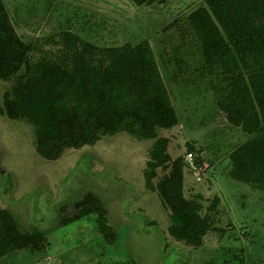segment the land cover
<instances>
[{
	"label": "rangeland",
	"instance_id": "1",
	"mask_svg": "<svg viewBox=\"0 0 264 264\" xmlns=\"http://www.w3.org/2000/svg\"><path fill=\"white\" fill-rule=\"evenodd\" d=\"M3 2L19 36L41 49L60 47L65 31L97 46L148 40L178 115V124L158 129V135L168 137L171 158L181 155L186 163L183 193L187 198L200 195L203 209L213 196L219 202L213 228L199 246L178 242L167 232V208L145 184L151 140L123 131L105 134L92 145L45 160L35 150L32 125L0 113V207H8L22 227L44 233L39 249L12 252L0 264H236L233 255L238 254L239 264H264V190L229 175L228 153L246 133L227 122L207 86L169 77L176 66L173 57L178 63L191 52L185 61L195 65L187 41L175 54L173 49L180 44L177 26L203 0L149 5L130 0ZM9 85L0 80V105ZM195 157L201 159L199 166ZM164 172L157 169L153 181ZM87 191L103 201L113 241L100 233L96 213L73 218L79 213L75 202Z\"/></svg>",
	"mask_w": 264,
	"mask_h": 264
},
{
	"label": "trees",
	"instance_id": "2",
	"mask_svg": "<svg viewBox=\"0 0 264 264\" xmlns=\"http://www.w3.org/2000/svg\"><path fill=\"white\" fill-rule=\"evenodd\" d=\"M130 1L149 5L156 0ZM177 29L180 44L174 54L187 41L196 62L185 61L191 52L178 63L172 56L176 66L169 77L211 90L227 122L247 135L228 153L229 175L264 190V0H203ZM57 44L54 50L41 49L24 41L0 0V80L10 82L2 92L0 113L32 125L35 150L45 160L92 145L105 134L123 131L151 140L145 184L168 210V234L199 246L213 228L219 197L203 209L200 195L187 198L183 193L186 163L181 155L171 158L168 137L158 135V129L177 125L178 115L148 40L97 46L65 31ZM187 150L192 155L193 146ZM194 163L199 166L201 159L195 157ZM157 169L165 172L153 181ZM75 206L79 213L73 218L96 213L100 233L114 240L98 196L87 191ZM43 243L41 229L22 227L8 207H0V260ZM233 257L236 264L242 262L241 254Z\"/></svg>",
	"mask_w": 264,
	"mask_h": 264
},
{
	"label": "water",
	"instance_id": "3",
	"mask_svg": "<svg viewBox=\"0 0 264 264\" xmlns=\"http://www.w3.org/2000/svg\"><path fill=\"white\" fill-rule=\"evenodd\" d=\"M0 172H3V168L0 166Z\"/></svg>",
	"mask_w": 264,
	"mask_h": 264
},
{
	"label": "built area",
	"instance_id": "4",
	"mask_svg": "<svg viewBox=\"0 0 264 264\" xmlns=\"http://www.w3.org/2000/svg\"><path fill=\"white\" fill-rule=\"evenodd\" d=\"M188 157L191 158V154L190 153H188Z\"/></svg>",
	"mask_w": 264,
	"mask_h": 264
}]
</instances>
